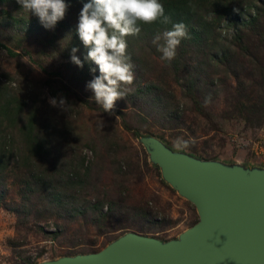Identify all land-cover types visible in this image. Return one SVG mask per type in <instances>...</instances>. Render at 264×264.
<instances>
[{
	"label": "rangeland",
	"instance_id": "1",
	"mask_svg": "<svg viewBox=\"0 0 264 264\" xmlns=\"http://www.w3.org/2000/svg\"><path fill=\"white\" fill-rule=\"evenodd\" d=\"M232 3L222 0L220 5ZM15 4L0 0V44L14 53L0 48V75L28 107L39 113L47 110L59 131L67 129L63 141L55 143L57 159L83 157L94 176L86 190L76 194L79 202H87L84 215L67 219L40 192L23 197L27 173L9 160L0 173V264L86 254L125 233L165 242L189 228L197 221L195 210L162 181L143 146L148 138L195 160L245 172L264 170L261 0H254L250 10L237 7L221 21L211 10H203L202 22L209 27L206 47L194 54L182 40L170 64L160 59L158 44L163 40L154 44L137 39L129 44L135 79L111 114L103 112L86 88L96 76L89 73L81 41L72 44L58 26L47 30L36 22L32 31H25L7 24L2 13L17 15ZM67 4L61 21L77 25L81 9ZM237 12L252 26L241 30L234 22ZM216 39L223 49L218 52L211 47ZM74 47L83 68L70 62ZM90 67L97 68L92 62ZM61 96L69 105L65 111L49 104L50 98ZM177 138L188 141L189 147L177 151L173 146ZM54 161L46 160L45 166ZM114 161L126 173L124 178L115 171ZM97 204L101 213L111 208L105 221L96 219Z\"/></svg>",
	"mask_w": 264,
	"mask_h": 264
},
{
	"label": "water",
	"instance_id": "2",
	"mask_svg": "<svg viewBox=\"0 0 264 264\" xmlns=\"http://www.w3.org/2000/svg\"><path fill=\"white\" fill-rule=\"evenodd\" d=\"M143 146L162 181L193 206L197 221L173 240L125 233L96 252L35 264H264V170L195 160L152 138Z\"/></svg>",
	"mask_w": 264,
	"mask_h": 264
},
{
	"label": "trees",
	"instance_id": "3",
	"mask_svg": "<svg viewBox=\"0 0 264 264\" xmlns=\"http://www.w3.org/2000/svg\"><path fill=\"white\" fill-rule=\"evenodd\" d=\"M221 1L160 0V3L164 6L165 15L170 18V23L163 24L157 21L151 25L141 24L139 35L126 38L127 50H131L129 44L135 42L137 39L153 40L157 34L163 33L165 30H171L173 24L182 22L186 25L188 32V37L183 39L184 43L182 45L192 53H197L200 50L199 47H206L204 42L207 40L209 34V27L202 22L203 10H211L218 21H221L228 14L236 11L239 6L244 10L246 8L250 10L254 2V0H232L234 3L221 6ZM261 1L262 5H264V0ZM13 2L16 3L15 5L18 9L17 15L13 16L7 12L2 13L4 20L9 25H18L19 30L32 31L35 23L39 22L38 18L25 12L21 8V5L17 3V0H13ZM69 2L72 4V8L78 10L82 9L83 4L87 3L88 0H65L66 4ZM233 5H236V9L233 8ZM77 15L74 21L79 16ZM239 15L237 12L234 22L235 24L240 23L242 30L246 25L249 26L250 23L242 21ZM56 26L60 30L64 28L62 34L68 35V41L72 40V44L77 45L79 43V37L76 33V23L69 22L67 24L65 21H59ZM250 26L252 25L250 24ZM211 47L216 48L217 52L219 49H222V45H220L217 39ZM0 48L4 49L8 55H14V53H11L1 44ZM90 63L88 64L89 73L97 77L99 75L98 68H91ZM93 71L96 73H93ZM14 91L3 78V75H0V173L6 169L9 160H12V163L25 169L27 173V180L22 190L23 197L33 192H40L44 197L50 198L54 203L53 208L57 212H62L63 216L67 219L78 218L84 215L87 209V202H83V200L79 202L80 198L76 194L86 190L90 185L88 179L90 176H94L91 174L92 167L90 163L85 162L83 157H76L73 154L63 161L57 159L55 143L63 141L62 136L68 133L67 129H60V132L55 127L53 118L46 114L47 110L39 113L35 108L28 107L24 100L17 96ZM50 94L53 97L52 90ZM57 135L59 137L58 140L55 139ZM54 153L56 155H53ZM48 159L55 160L53 166H45V162ZM114 162H116L115 171L117 173L120 172L119 177L124 178L126 173L121 172V167L117 161ZM107 207L106 212L101 213L99 204L94 206L93 211L96 213L98 222L105 221L108 218L111 208L110 206ZM149 212L151 211H146V213ZM195 222L196 220L193 223ZM100 249L90 250L87 253H93ZM21 264H35V262L25 259L22 260Z\"/></svg>",
	"mask_w": 264,
	"mask_h": 264
},
{
	"label": "clouds",
	"instance_id": "4",
	"mask_svg": "<svg viewBox=\"0 0 264 264\" xmlns=\"http://www.w3.org/2000/svg\"><path fill=\"white\" fill-rule=\"evenodd\" d=\"M17 3L25 12L37 17L47 30L54 29L63 20L69 7L65 0H17ZM157 21L170 23L160 0H88L83 4L76 33L87 49L84 60L95 64L99 71L86 88L92 91V99L103 108V112L111 114L116 101L124 99L131 91L130 86L135 79L133 65L127 55L126 38L139 35L141 24L151 25ZM187 37V28L182 22L157 34L153 43L164 42L158 44V51L162 53L160 59L170 64L177 47ZM77 51V48H72L70 62L83 68V62L75 55ZM49 104L61 111L69 107L63 96L50 98ZM173 146L177 151H183L189 143L177 138Z\"/></svg>",
	"mask_w": 264,
	"mask_h": 264
}]
</instances>
